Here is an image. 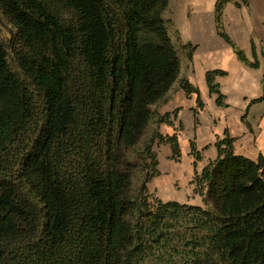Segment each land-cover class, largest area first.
<instances>
[{
	"label": "trees",
	"instance_id": "trees-1",
	"mask_svg": "<svg viewBox=\"0 0 264 264\" xmlns=\"http://www.w3.org/2000/svg\"><path fill=\"white\" fill-rule=\"evenodd\" d=\"M232 1L218 0L219 34L242 63L260 69L255 42L251 62L225 32ZM168 5L0 0L17 30L19 70L0 38V264H264V156L237 154L229 132L201 173L192 144L204 206L149 202L148 184L160 176L154 142L133 150L155 110L159 124L172 125L159 109L178 88L204 107L199 89L180 78ZM224 75L206 76L220 108L228 107L216 83ZM155 138L181 156L177 136ZM139 172L145 180L134 196Z\"/></svg>",
	"mask_w": 264,
	"mask_h": 264
},
{
	"label": "crops",
	"instance_id": "crops-1",
	"mask_svg": "<svg viewBox=\"0 0 264 264\" xmlns=\"http://www.w3.org/2000/svg\"><path fill=\"white\" fill-rule=\"evenodd\" d=\"M247 1L249 6H245L239 0H234L226 6L223 26L225 32L245 52L251 62H254L252 43L255 42L260 69H252L242 63L233 48L220 36L216 13L218 0H180L174 17L167 24L173 42L175 39L172 34H175L180 41L181 49H176L177 52L180 51L178 55L181 60V75L199 89L205 104L201 113L207 115L203 126L197 125L194 130L197 96L193 95L189 98L184 96L185 101H181L180 105L179 98L183 95L181 92L176 96L174 92L170 102L159 110L164 108L167 111L169 106L175 103L180 107L176 118L181 120L185 131L192 133L191 138L196 141L198 150L202 152V159L198 162L197 168L199 173L218 158L216 143L218 139L224 137L226 130L237 139L235 143L237 154L252 160H257L260 155L264 156V132L259 137L257 150L253 146L252 127H248L243 122L246 110L250 109L252 117L256 113L253 111L254 106L250 108V102L264 96V0ZM236 3H241L242 7L238 8ZM214 71L225 73L224 76L216 78V83L220 85L221 92L226 97L225 103L228 108L218 107L217 96L210 93L206 76L207 73ZM255 106L264 111V103ZM211 110L213 115L210 116ZM177 137L181 141L182 136L178 134ZM191 158L194 160V157ZM180 174L181 170L174 171V177ZM181 204L202 206L190 202Z\"/></svg>",
	"mask_w": 264,
	"mask_h": 264
},
{
	"label": "rangeland",
	"instance_id": "rangeland-1",
	"mask_svg": "<svg viewBox=\"0 0 264 264\" xmlns=\"http://www.w3.org/2000/svg\"><path fill=\"white\" fill-rule=\"evenodd\" d=\"M179 1L180 0H169L168 8L164 14V18L167 24L174 17V13L177 11L176 8H178ZM170 27L171 25L169 26V28ZM16 35H17V30L15 26L10 22V20L4 15V13L0 9V38L9 49V54H10L9 62H10L12 69L16 72H19L17 65L14 61V53L12 52V48L14 47V45L16 46ZM172 36L175 39L174 41L175 47L178 50H180L181 45H180V41L178 37H176L175 34H172ZM180 78L185 80L184 75H181ZM178 89H176L175 91V96L178 95V93L180 92L183 93V95H181L179 98V104L181 105V101H185L184 96L186 97L188 96L184 91H181V89L180 90ZM194 98L196 99V97ZM255 100H258V99H255ZM252 101L250 102V108L254 106L253 111L256 113H254V116L252 117V113H250L251 111L249 109L248 111L247 110L245 111L244 116H248V120L246 122L250 125V127H252L251 132L254 135L253 146L255 149L258 150L259 148L258 140H259V137L264 132V111L259 110L258 106H255L257 104H252ZM203 105H204L203 109H198V105H197V109H196L197 114L195 113L196 115L194 117V125H195L194 130H195V127L197 128V125L199 127H202L204 124L205 116L207 114L204 112L201 113V111H204V108H205V104ZM168 110L170 112H167ZM168 110L166 111V109L162 108L161 110H159V113L162 116H165L168 114L171 115L172 125L159 124L158 122L159 118L156 116L157 112L155 110V116L143 138V141L133 150V154L137 152H142L145 143H148L151 141L154 142V152L157 155L158 161L160 163L159 165L160 176L156 177L148 184L149 196H150L149 202L152 205H155L156 200H162L165 202L179 201L181 203L182 202H190L192 204L199 203L202 206H204V202H203L204 198L200 193L196 191V186L193 184L194 179H195L194 165L196 162V156H194L192 153V144H195L198 150L197 143L196 141L193 140V138H191L192 133H188V131H185L184 125L181 122V120H179V118L178 119L176 118V114L179 113L180 107L177 106V104L175 103V104H171ZM209 115L210 116L213 115L212 110L209 111ZM199 127L198 129H200ZM226 132H229L230 134L229 130H226ZM158 133L164 136H167V137L177 136L178 134L182 136L181 141L179 140L180 147H181V156L179 158L177 159L174 158L171 145L160 143V141L155 138ZM225 134H224V137L218 139V141L223 140L225 138ZM230 136L232 137L231 134ZM234 148H235V144H234ZM204 150L205 148L202 149V151ZM235 151H236V148H235ZM198 153L200 156L202 155V152L200 150H198ZM191 157H194V160ZM152 164H153V161L150 160L149 165H152ZM175 170H181L180 176L174 177ZM144 178H145V175L142 172H139L136 174V178L133 182V195L134 196H138L139 189L141 188L143 181L145 180ZM174 178L176 180H173ZM171 182L173 184H171Z\"/></svg>",
	"mask_w": 264,
	"mask_h": 264
}]
</instances>
